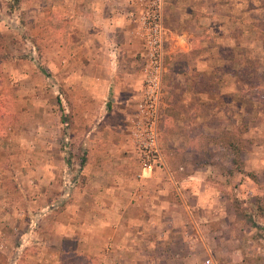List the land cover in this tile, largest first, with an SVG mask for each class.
Segmentation results:
<instances>
[{"label":"crops","instance_id":"obj_1","mask_svg":"<svg viewBox=\"0 0 264 264\" xmlns=\"http://www.w3.org/2000/svg\"><path fill=\"white\" fill-rule=\"evenodd\" d=\"M64 1L68 3L72 45L68 64L60 67L69 68L66 89L75 111L90 118L95 102L107 103L103 140L90 131L96 138L86 142V183L80 194L76 192L77 203L69 206L75 211L84 205L92 215L88 221L93 222L91 232L80 236L78 247L101 256L102 264H202L207 257L219 263L238 260L242 232L250 225L244 214L256 210L252 206L240 209L235 197L255 193L264 199V152L253 154V163L244 147L242 167L218 156L222 131L229 128L222 121L224 94L216 74L222 54L215 35L207 43L210 33L204 34L198 27L201 19H220L221 1L164 0L168 59L160 145L166 167L154 171L142 170L138 160L112 156L111 135L118 128L128 129L132 135L144 81V45L139 26L127 15L129 0ZM202 4L204 14L199 12ZM59 6L65 7L62 2ZM193 20L197 25L190 29ZM235 85L227 106L238 100ZM244 97L248 95L244 93ZM115 115L118 123L113 120ZM203 150L212 153L211 160L200 157ZM251 171H255L256 181L248 174ZM234 183L238 192L231 190ZM79 199H85V204ZM9 223L2 226L10 228ZM75 227L86 235L82 223ZM58 257L56 254L55 259ZM43 258L37 256L39 261Z\"/></svg>","mask_w":264,"mask_h":264},{"label":"rangeland","instance_id":"obj_2","mask_svg":"<svg viewBox=\"0 0 264 264\" xmlns=\"http://www.w3.org/2000/svg\"><path fill=\"white\" fill-rule=\"evenodd\" d=\"M220 1V19H201L198 28L210 33L207 43L215 35L222 54L216 74L224 94L222 121L229 128L222 131L218 156L242 167L243 147L249 149L247 158L253 163L264 152V0ZM61 2L65 7L60 8ZM67 7L64 0H21L18 5L14 0H0V264H102L101 256L78 247L80 236L91 232L92 215L84 205L75 211L70 207L86 183V142L96 138L90 131L103 140L107 103L95 102L90 118L75 111L66 89L69 68L60 67L68 64L72 45ZM195 25L193 20L188 27ZM167 59L168 54L166 63ZM235 83L238 100L227 106ZM114 119L120 120L117 115ZM129 132L118 128L111 135L112 156L135 162L138 153ZM129 144L132 147L127 148ZM201 153V158L211 160V152ZM248 174L256 181L255 171ZM237 185H232L233 192H238ZM235 198L240 209L252 206L256 212L244 214L250 225L242 232V257L219 261L264 264V199L255 193ZM80 201L85 204V199ZM7 222L10 228L2 226ZM81 223L86 235L75 231ZM22 235H26L24 247ZM38 255L43 260H37Z\"/></svg>","mask_w":264,"mask_h":264},{"label":"built area","instance_id":"obj_3","mask_svg":"<svg viewBox=\"0 0 264 264\" xmlns=\"http://www.w3.org/2000/svg\"><path fill=\"white\" fill-rule=\"evenodd\" d=\"M164 0H129L128 17L139 26L143 41L144 81L141 98L132 120L133 144L142 170L154 171L166 167L160 145L163 82L167 72L164 22ZM202 264H220L207 257Z\"/></svg>","mask_w":264,"mask_h":264},{"label":"trees","instance_id":"obj_4","mask_svg":"<svg viewBox=\"0 0 264 264\" xmlns=\"http://www.w3.org/2000/svg\"><path fill=\"white\" fill-rule=\"evenodd\" d=\"M20 1H21V0H14V3L18 5V4L20 3ZM60 96H61V95H59V102L62 103V100H61V97H60ZM66 134H67V133H66ZM235 146L238 147L237 144H236ZM243 148H244V147H243ZM243 148H242V149H243ZM242 149H241V151H242ZM85 161H86V159L83 158V160H82L81 163H80L81 166H84V165H85Z\"/></svg>","mask_w":264,"mask_h":264}]
</instances>
